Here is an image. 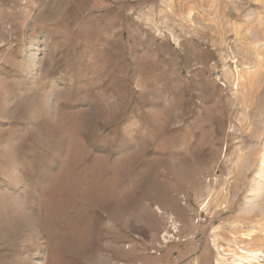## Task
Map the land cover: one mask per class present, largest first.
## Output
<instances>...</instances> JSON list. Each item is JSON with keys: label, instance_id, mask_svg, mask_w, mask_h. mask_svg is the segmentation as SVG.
<instances>
[{"label": "rangeland", "instance_id": "rangeland-1", "mask_svg": "<svg viewBox=\"0 0 264 264\" xmlns=\"http://www.w3.org/2000/svg\"><path fill=\"white\" fill-rule=\"evenodd\" d=\"M0 264H264V0H0Z\"/></svg>", "mask_w": 264, "mask_h": 264}, {"label": "bare ground", "instance_id": "bare-ground-1", "mask_svg": "<svg viewBox=\"0 0 264 264\" xmlns=\"http://www.w3.org/2000/svg\"><path fill=\"white\" fill-rule=\"evenodd\" d=\"M175 228H176V226H175ZM250 255H252V253H251ZM242 257H243V256H242ZM252 257H253V256H252ZM246 258L248 259V257H246ZM246 258H245V259H246ZM253 258H254V257H253Z\"/></svg>", "mask_w": 264, "mask_h": 264}]
</instances>
